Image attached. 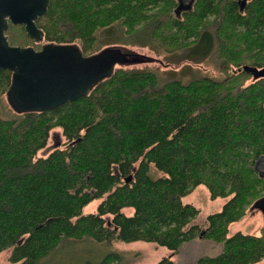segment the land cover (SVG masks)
<instances>
[{"label": "trees", "instance_id": "trees-1", "mask_svg": "<svg viewBox=\"0 0 264 264\" xmlns=\"http://www.w3.org/2000/svg\"><path fill=\"white\" fill-rule=\"evenodd\" d=\"M176 7L177 0H49L47 16L36 21L43 32L37 44L9 23L12 46L76 44L89 56L119 44L193 64L214 56L225 76L120 66L57 110H4L0 253L10 251L7 264H39L62 242L82 239L151 243L173 255L200 234L189 226L199 210L182 202L199 185L210 199L230 198L200 234L221 244V253L196 264L264 258V226L259 236L227 237L228 226L264 195V171L255 168L264 162V78L248 82L241 70L264 66V0H193L179 15ZM10 75L0 70V94ZM55 128L69 145L35 157ZM94 200L97 213L82 214ZM172 255L156 264H172ZM118 260L110 253L101 264Z\"/></svg>", "mask_w": 264, "mask_h": 264}, {"label": "water", "instance_id": "water-1", "mask_svg": "<svg viewBox=\"0 0 264 264\" xmlns=\"http://www.w3.org/2000/svg\"><path fill=\"white\" fill-rule=\"evenodd\" d=\"M48 5L49 0H0V70L11 73L5 99L15 114L57 110L86 97L112 76L115 67L159 62L119 45L106 46L89 56H84L76 44L44 43L38 50L10 45L5 35L9 23L23 26L26 36L36 44L43 42L36 21L47 16ZM180 9L179 2L176 15ZM241 70L253 81L264 78V66L243 65ZM249 210H257L264 217V195Z\"/></svg>", "mask_w": 264, "mask_h": 264}, {"label": "rangeland", "instance_id": "rangeland-1", "mask_svg": "<svg viewBox=\"0 0 264 264\" xmlns=\"http://www.w3.org/2000/svg\"><path fill=\"white\" fill-rule=\"evenodd\" d=\"M182 1L184 3L188 2V0ZM180 13H182V11ZM180 13H178V15ZM9 38H13L12 33H9L7 39ZM131 49L137 53L154 58L161 62V64H159V62L135 63L133 65L125 66L128 69L148 68L159 70L173 69L176 71L184 70L185 75L190 74L191 71L192 74L195 72L199 75H206L214 79H221L225 76V73L218 69L214 56L209 57L203 63L193 64L184 61L182 57H172L164 53H156L149 48L132 46ZM251 80L252 78H250L248 82H251ZM4 101L6 103L5 95L0 94V115H3L4 110L5 112H10V108L6 103L9 110L7 109ZM68 145L69 144L62 136L61 129L55 128L51 130L49 134L47 145L38 151L35 157H46L48 153L55 148L64 149ZM255 168L257 171L263 172L264 162L258 161ZM229 198L230 197L216 198L213 200L210 199L208 190L204 186L199 185L195 187L191 193L182 199L184 204H191L199 210L189 226H198L200 228V234H202L207 226V217L220 212ZM99 203L100 200L92 201L82 208L81 213L84 215L96 214ZM249 208L239 221L231 223L228 226L227 237H230L236 232L252 236L260 235L261 228L264 226V217L259 211L249 210ZM122 212L126 216H131L134 210L133 208H124ZM105 218L110 219L111 216L107 215ZM200 234L192 240L182 243L179 250L176 253H173V255L172 252L168 251L166 248L156 247L151 243H121L113 241L109 244H105L97 243L90 239L67 240L62 242L49 256L43 258L39 264H101L106 255L110 253H115L119 256V260L112 262L111 264H156L162 258L169 257L170 255H172L170 258L172 264H196L198 258L216 257L222 251L221 244L203 238V235L200 237ZM9 252V250H6L0 253V264H7ZM257 264H264V258Z\"/></svg>", "mask_w": 264, "mask_h": 264}, {"label": "flooded vegetation", "instance_id": "flooded-vegetation-1", "mask_svg": "<svg viewBox=\"0 0 264 264\" xmlns=\"http://www.w3.org/2000/svg\"><path fill=\"white\" fill-rule=\"evenodd\" d=\"M179 2L181 3V7H182V9H180L179 13L181 11L188 10L189 8H191L190 6H192V4H193V0H188V2H186V3H184L182 0H178L177 5H178Z\"/></svg>", "mask_w": 264, "mask_h": 264}]
</instances>
